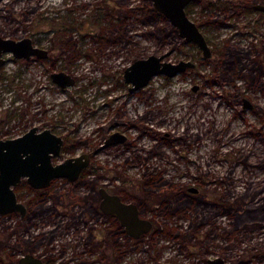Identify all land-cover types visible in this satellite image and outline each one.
<instances>
[{
  "label": "rangeland",
  "instance_id": "obj_1",
  "mask_svg": "<svg viewBox=\"0 0 264 264\" xmlns=\"http://www.w3.org/2000/svg\"><path fill=\"white\" fill-rule=\"evenodd\" d=\"M186 9L212 46L211 57L181 37L151 0H0V35L31 36L60 54L56 61L15 58L5 65L0 137L51 127L76 145L56 160L94 152L75 187L64 177L43 191L19 186L21 199L31 200V227L24 235L30 243L18 254L69 264H104L123 252L122 264H209L218 255L233 264H264V11L235 0H193ZM152 53L196 65L130 91L125 67ZM51 65L72 73L75 84L53 82ZM114 130L127 141L98 149ZM149 180L178 190L157 209L144 204L153 229L138 239L110 232L98 187L140 202ZM18 219L0 215V264H8L7 230Z\"/></svg>",
  "mask_w": 264,
  "mask_h": 264
},
{
  "label": "water",
  "instance_id": "obj_2",
  "mask_svg": "<svg viewBox=\"0 0 264 264\" xmlns=\"http://www.w3.org/2000/svg\"><path fill=\"white\" fill-rule=\"evenodd\" d=\"M192 1L151 0L154 9L170 20L178 34L186 41L194 42L202 50L203 56L208 58L212 55V47L203 30L189 16L186 9ZM253 6L264 11L262 2L255 3ZM3 52H11L15 57H29L32 54L40 55L45 51L34 46L29 36L15 39L0 35V65L5 61L2 58ZM163 58L164 54L152 53L147 57L136 58L127 65L124 69V78L131 83L130 91L144 87L157 74L173 76L196 65L192 59H180L174 62ZM52 77L63 87L76 82L75 76L64 70L54 72ZM243 101L245 107L254 105L247 96L243 97ZM126 139L125 133L116 130L104 140L98 149L124 142ZM62 144L61 135L52 132L49 128L38 132L36 126L16 137L0 138V213L5 214L9 211L19 210L23 215L26 212L24 203L18 200L12 187L22 177H26L33 186L39 188L47 186L55 177H67L73 181L81 176L83 169L90 163V153H78L54 163L53 157L60 154ZM189 190L196 192L199 188L190 186ZM99 191L102 196L101 208L106 213L116 215L131 235L139 237L152 227L151 219L140 216L137 204L122 200L118 193H111L104 185L99 188ZM208 262L209 264H233L222 256L208 258ZM20 264L44 263L39 256L26 253L21 257Z\"/></svg>",
  "mask_w": 264,
  "mask_h": 264
},
{
  "label": "flooded vegetation",
  "instance_id": "obj_3",
  "mask_svg": "<svg viewBox=\"0 0 264 264\" xmlns=\"http://www.w3.org/2000/svg\"><path fill=\"white\" fill-rule=\"evenodd\" d=\"M254 7V6H253ZM57 34H59V33H61V32H58V31H55ZM5 37V36H4ZM23 37H25V36H23ZM29 37H31V36H29ZM11 38H14V37H11ZM22 38V37H21ZM15 39H20V38H15ZM31 39H32V44L34 45V46H37V47H40V48H42L43 49V51H45V52H41V54L40 55H38V54H32V55H30L29 57H15L11 52H3L2 53V58H4V62L0 65V73H3V69H4V67H5V65L7 64V63H9L11 60H14L15 58H18V59H23V60H25V61H27V62H30V61H32L33 59L34 60H36V59H38V60H42V61H47V60H50V58H54L55 59V61L56 60H58V58H60V54H56V55H53L52 54V49H53V46H48V47H46V46H42V45H38L37 43H35L34 42V40H33V38L31 37ZM212 47V46H211ZM212 54H213V50H212ZM212 56V55H211ZM210 56V57H211ZM206 58V57H205ZM46 65V64H45ZM52 66V68H50L49 70H51L52 69V71L50 72V77H51V79H52V81L53 82H55L57 85H59L60 87H62L63 88V86H61L60 84H58L56 81H54V79H53V77H52V74L54 73V72H56V71H61V70H64V69H58V68H56V67H54L53 65H51ZM54 69V70H53ZM64 71H66V70H64ZM68 72V71H67ZM70 73V72H69ZM72 74V73H71ZM123 77H124V73H123ZM76 78V77H75ZM125 79V78H124ZM126 81V80H125ZM130 90V89H129ZM244 102V101H243ZM33 126H36L37 127V131L39 132V131H42V130H44V129H46V128H49V129H51V131L52 132H54V133H56V134H59V135H61L62 136V138H63V144H62V149H61V152H63V150L65 149V148H67V147H70V145H71V148L73 149L76 145H73V144H71V143H69L68 142V140L66 139V137L65 136H63L62 134H60V133H58L57 131H55V130H53L51 127H45V128H42V129H40L37 125H33ZM32 126V127H33ZM32 127H30L29 129H27V130H24V131H22L21 132V134H19V135H22V134H24V133H26L28 130H30ZM114 131H116V130H114ZM114 131H112V132H114ZM118 131H120V130H118ZM112 132H110L109 134H108V136L112 133ZM122 132V131H121ZM124 133V132H123ZM126 134V133H125ZM19 135H17V136H19ZM127 135V134H126ZM107 136V137H108ZM13 137H16V136H13ZM106 137V138H107ZM0 138H4V137H0ZM5 138H7V137H5ZM105 138V139H106ZM127 139H128V135H127ZM127 139L125 140V141H127ZM61 152H60V154L59 155H61ZM85 152H89L90 153V163H91V159H92V154L94 153H92V151H85ZM80 153H82V152H80ZM58 155V156H59ZM74 155H76V154H74ZM68 156H73V155H68ZM68 156H66V157H68ZM56 157L57 156H54L53 157V162L54 163H56V162H59V161H62L63 159H65L66 157H64L62 160H56ZM90 163H89V165H90ZM88 165V166H89ZM88 166L87 167H85L84 169H83V171H82V174H81V176L79 177V178H77V179H75V180H73V181H71V180H69L67 177H64L65 179H67L71 184H73L74 185V187H75V185L77 184V183H79V181H81L82 180V177H83V175H84V173L87 171V168H88ZM58 177H55V178H53V179H51V181H50V183L47 185V186H45V187H35V186H33L28 180H27V178L26 177H22V179L16 184V185H13L12 187L14 188V190H15V192H16V195H17V198H18V200L19 201H21V202H23L24 203V205H25V207H26V212L22 215V213L19 211V210H13V211H9V212H7V213H5V214H2V213H0V215H14V214H18L19 215V219L17 220V222L13 225V226H11L12 228H10L9 229V227L10 226H8V229L9 230H7V233H8V236H7V242H6V244H7V247L9 246V244H10V249H12V250H8V254H6L7 255V258H8V264H20V261H21V257L22 256H24L26 253H33V254H35V255H37V256H39L41 259H42V261H43V263L44 264H69L66 260H54V259H49V258H47V257H45V256H43V255H39V254H37L36 252H32V251H27V252H23L22 254H18V251L19 250H22L23 249V245L24 244H27V243H30V240L28 239V238H25L24 237V235H25V232H27L29 229H30V227H31V220H30V218H31V214H30V210H31V200H28L27 202L26 201H24V200H22L21 199V197H20V195H19V192H18V188H19V186L21 185V184H23V183H25L28 187H30L31 189H33V190H36V191H43L44 189H46L47 187H49L52 183H53V181H55V179H57ZM102 185H100L99 187H98V189L96 190V194H97V196H98V200H99V202H98V206H99V210H100V212H101V215H103L107 220H112L113 221V228L110 230V232H112L113 234H115V235H127V236H129V237H131V238H135V239H138V238H141V237H143L145 234H147L148 232H150L152 229H153V227H154V221L152 220V218H150V217H148V216H145L144 214H143V212H142V210H143V208H145L144 207V204H145V206L148 208V209H151V210H154V209H157V208H159V207H153L152 205L154 204L153 202H154V197L155 196H152L151 194H150V192H149V194H148V196H140V198H141V200H140V202H138V201H134V200H129L128 198H126V196L124 195V194H122V193H120V192H118V191H116V190H114V189H111V188H109L108 186H106V185H104L107 189H108V191H110L111 193H118L120 196H121V198H122V200H124V201H126V202H133V203H135V204H137V206H138V208H139V214H140V216L141 217H145V218H149V219H151L152 220V223H153V225H152V227L149 229V230H147V231H145V232H143L139 237H136V236H134V235H131L128 231H127V229H126V226L125 225H123L121 222H120V220L118 219V217L116 216V215H114V214H111V213H106L102 208H101V206H100V203H101V201H102V196H101V194H100V191H99V188L101 187ZM191 191V190H190ZM199 191V190H198ZM198 191H196V192H198ZM192 192H195V191H192ZM195 192V193H196ZM174 197V196H173ZM147 199V200H146ZM149 199H151V202L150 201H148ZM171 200H169V202H170ZM169 202H163L162 204H166V203H169ZM14 237V241H11L12 240V238ZM117 243V240L116 239H112V241H111V243H110V245H114V246H116L115 244ZM124 255H125V252H123V254L122 255H120V257L119 256H117L115 259V261H107V262H105L104 264H108V263H110V264H116V263H119V264H122V261L120 260L121 258H123L124 257ZM219 256V255H218ZM216 257V256H215ZM100 261V260H99ZM93 262V260H83V262L81 261H77V262H72V263H70V264H93L92 263Z\"/></svg>",
  "mask_w": 264,
  "mask_h": 264
},
{
  "label": "trees",
  "instance_id": "obj_4",
  "mask_svg": "<svg viewBox=\"0 0 264 264\" xmlns=\"http://www.w3.org/2000/svg\"><path fill=\"white\" fill-rule=\"evenodd\" d=\"M217 1V0H216ZM220 2L227 3L228 0H219ZM235 3H241L243 6L245 5L248 8H253V3L247 0H235ZM174 29L177 31L176 27ZM218 55V54H217ZM223 59V58H222ZM217 65H221L223 60H220V56L214 59ZM216 75V74H215ZM150 184V194L155 196L153 207H158L162 205L163 202H169V200H174V194L177 193V189L171 186L168 182H158V184H154V180L146 181L145 184ZM157 185V186H156ZM168 187V188H167ZM239 211H243V209H239ZM262 223V222H261Z\"/></svg>",
  "mask_w": 264,
  "mask_h": 264
}]
</instances>
